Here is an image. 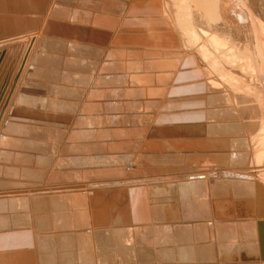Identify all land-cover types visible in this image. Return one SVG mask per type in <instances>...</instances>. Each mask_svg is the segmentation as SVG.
Listing matches in <instances>:
<instances>
[{"label":"crops","instance_id":"obj_1","mask_svg":"<svg viewBox=\"0 0 264 264\" xmlns=\"http://www.w3.org/2000/svg\"><path fill=\"white\" fill-rule=\"evenodd\" d=\"M163 5L0 0V41L33 37L0 82V264H264L251 181H184L239 138Z\"/></svg>","mask_w":264,"mask_h":264},{"label":"rangeland","instance_id":"obj_2","mask_svg":"<svg viewBox=\"0 0 264 264\" xmlns=\"http://www.w3.org/2000/svg\"><path fill=\"white\" fill-rule=\"evenodd\" d=\"M240 1L245 8L239 4L236 5V1L220 0L223 12H220V15L218 14L216 17H212V19L220 24L221 27L210 21L201 6L200 0H162L163 4H166L164 7L167 12L166 14L164 12V18H166L169 23L171 22L170 25L173 31L177 33L182 49H186L191 54V58L198 59L201 69L205 73L207 84L206 96L208 94L207 108L211 115L213 114L216 117L213 119L211 116L209 123L213 122V120L219 122V125H221L219 129L221 131H226V134L230 133L229 136L231 137L238 135L237 138L239 139L236 141L241 145V149L239 148L234 152L235 155L232 162L233 170H231L230 167L228 176L241 177L247 181H251L256 188L258 187L256 191L257 195H259L260 205L259 225L261 227L262 240L264 242V79L261 81L257 66L258 62L256 63L257 59L253 57V51L255 50H253L254 47L252 46L254 44H252L253 38L250 29L251 19L248 17V13L251 17L254 16L252 20L258 21L262 29L264 28V0ZM166 15H169L170 20ZM231 16H233V18H231ZM220 17L222 18L221 23H224L225 26V22L228 23L227 27L224 29L223 27L225 26L220 23ZM223 17H225V19H223ZM219 26L223 32L227 29L224 32L225 34L217 31V29L220 28ZM242 27L245 28V32L247 33L241 29ZM234 29H236V31ZM226 34L232 35L228 36ZM239 38H241V40ZM20 40L21 39H17L11 43L13 45L18 44L19 46L18 48L15 47V49L17 48L16 50L14 49L15 52H12L10 57H8L10 60L7 57L0 56V82L6 80L8 83L16 69L14 68L13 62L19 66V62L23 59L21 56H23L22 53H24L26 48L24 47V43L27 42V46L30 40L27 38L23 39L25 42ZM223 46L225 47L222 48ZM249 47L252 48L250 49ZM3 50H6L5 47L0 49V54L4 53ZM262 76L264 78V75ZM12 114L13 113H11V115ZM12 121V117L9 119L6 118L3 121L2 127L4 128L9 123H12ZM239 131H241V133ZM1 135L3 134H0V138ZM235 159L238 160L235 161ZM243 165H246V171H239L241 168L244 169ZM217 173L219 174L220 170L214 169L187 174L186 177L189 176L188 182L190 185H193L198 182L206 183L205 180L208 178L207 175L209 174L210 180L219 178ZM204 176L205 179H199L201 177L204 178Z\"/></svg>","mask_w":264,"mask_h":264},{"label":"bare ground","instance_id":"obj_3","mask_svg":"<svg viewBox=\"0 0 264 264\" xmlns=\"http://www.w3.org/2000/svg\"><path fill=\"white\" fill-rule=\"evenodd\" d=\"M232 2L233 1H236V5L237 4H239L240 6H243V3L240 1V0H231ZM185 3V2H184ZM195 3V2H194ZM200 3H201V6H202V8H203V10H204V12H206V14H207V16L209 17V19H210V21L211 22H213L215 25L216 24H218L214 19H212V17H216V16H218V14L220 13V12H223V10H222V8H221V3H220V0H200ZM235 5V6H236ZM163 6H166V4L165 5H163ZM179 6V5H178ZM223 7H224V4H223ZM244 7V6H243ZM245 8V7H244ZM164 10H165V7L163 8ZM247 11V10H246ZM165 12V14L167 13L166 12V10L164 11ZM182 12V11H181ZM203 12V11H202ZM248 12V11H247ZM164 14V13H163ZM204 14V13H203ZM247 14V13H246ZM255 14V13H254ZM178 15V14H177ZM220 15V14H219ZM224 15H225V12H224ZM235 15V14H234ZM167 17H169V15H166ZM236 16V15H235ZM234 16V17H235ZM165 17V16H164ZM248 17L251 19V26H250V29H251V36H252V38H253V43L252 44H254V45H252L254 48H253V50H255V51H253V54H254V56L253 57H255V59H257V61H256V63L258 62V64H257V66H258V69H259V77L261 78V81L264 79L263 78V76L262 75H264L263 74V72H264V28L262 29V27H261V24L258 22V21H256V20H252V17H254V16H250V14L248 13ZM181 18V17H180ZM219 18V17H218ZM231 18H233V16H231ZM231 18L229 17V19L231 20ZM166 19V18H165ZM212 19V20H211ZM217 19V18H216ZM221 17H220V23H221ZM223 19H225V17H223ZM255 19V18H254ZM167 20V19H166ZM169 20H170V17H169ZM219 20V19H218ZM225 21V20H224ZM219 22V21H218ZM171 23V22H170ZM214 24H213V26H214ZM221 24H223V26H225L224 25V23H221ZM225 24H226V26L225 27H223V29L224 28H226L227 27V24L228 23H226L225 22ZM211 25H212V23H211ZM210 25V26H211ZM218 25H220V24H218ZM221 26V25H220ZM219 26V27H220ZM247 26V25H246ZM216 27V26H215ZM218 27V28H219ZM222 27V26H221ZM221 27L219 28V29H217V28H215V29H217V31H220V32H222V33H224L227 29H225V31L223 32V31H221ZM228 27H229V25H228ZM231 27V26H230ZM231 28H233V27H231ZM230 29V28H229ZM239 29V28H238ZM237 29V30H238ZM244 32L246 31L245 30V28L244 27H242L241 28ZM241 29H239V30H241ZM230 30H233V29H230ZM235 31H236V29H234ZM241 30V31H242ZM240 31V32H241ZM248 31V30H247ZM231 32H233V31H231ZM228 33V32H227ZM230 33V32H229ZM235 33V32H234ZM233 33V34H234ZM238 33V32H237ZM241 33H243V32H241ZM245 33H247V32H245ZM250 33V32H249ZM225 34V33H224ZM223 34V35H224ZM226 35H228V34H226ZM230 35H232V34H229L228 36H230ZM236 35V34H235ZM245 35V34H244ZM234 36V35H233ZM209 37V36H208ZM232 37V36H231ZM244 37V36H243ZM32 38L33 37H27V39H29L30 41L32 40ZM229 38V37H228ZM235 38V37H234ZM21 40H23L24 38H20ZM232 39V38H231ZM240 40H241V38H239ZM239 39H237V40H239ZM242 39H244V38H242ZM261 39V40H260ZM14 40H17V39H7V40H5V41H2V42H0V49H2V48H4L5 47V49L6 50H3L4 51V53H2V54H0V56L1 57H10V55L12 54V52H15L14 51V49H15V47H17L18 48V44H16V45H13V44H11V43H13V41ZM20 40V41H21ZM225 41V40H224ZM234 41V40H233ZM245 41V40H244ZM23 42H25L24 40H23ZM27 43V42H26ZM26 43H24V47H26ZM30 43V42H29ZM28 43V44H29ZM225 43V42H224ZM217 44V43H216ZM246 44H248V43H246ZM214 45H215V43H214ZM218 45V44H217ZM216 45V46H217ZM221 45V44H220ZM225 46H223L222 48H224ZM16 48V49H17ZM22 48V47H21ZM20 48V49H21ZM212 48V47H211ZM250 48V47H249ZM252 48V47H251ZM250 48V49H251ZM15 49V50H16ZM221 49V48H220ZM230 49V48H229ZM9 50V51H8ZM22 50V49H21ZM20 50V51H21ZM222 50V49H221ZM228 50V49H227ZM248 50V49H247ZM225 52V51H224ZM229 52V51H228ZM227 52V53H228ZM238 52V51H237ZM1 53V52H0ZM28 53V52H27ZM223 53V52H222ZM247 53V52H246ZM245 53V54H246ZM217 54V53H216ZM224 54V53H223ZM233 54V53H232ZM243 54V53H242ZM239 55V54H238ZM229 56V55H228ZM12 57V56H11ZM224 57V56H223ZM241 57H242V55H241ZM9 59V58H8ZM14 59V58H13ZM247 59V58H246ZM251 59V58H250ZM254 59V58H253ZM10 60V59H9ZM15 60V59H14ZM18 60H19V58H18ZM17 60V61H18ZM23 60V59H22ZM112 61V60H111ZM220 61V60H219ZM19 62V61H18ZM17 62V63H18ZM22 62V61H21ZM233 62H234V60H233ZM249 62V61H248ZM20 63V62H19ZM239 63V62H238ZM246 64V63H245ZM8 65V64H7ZM103 66V65H102ZM242 66V65H241ZM250 66V65H249ZM23 67V66H22ZM15 68V67H14ZM21 69V68H20ZM244 69V68H243ZM249 69V68H248ZM245 70V69H244ZM0 72H1V69H0ZM21 81V80H20ZM263 82H264V80H263ZM102 96V95H101ZM108 96V95H107ZM120 102V101H119ZM102 103V102H101ZM112 106V105H111ZM213 124V123H212ZM11 125L12 124H8L7 126H5L6 128L8 127V129L11 127ZM234 127V126H233ZM233 130V129H232ZM241 130V129H240ZM242 131V130H241ZM241 131H239L240 133H241ZM238 132V133H239ZM236 140H233L232 141V144H231V147L233 148V151L235 152L237 149H239L240 147H241V145L240 144H238V141H236ZM243 146V145H242ZM235 149V150H234ZM241 149V148H240ZM241 159V158H240ZM236 160H238V159H235V161ZM233 164V163H232ZM231 165V164H230ZM129 170H131L132 168H128ZM219 171V170H218ZM204 175V174H203ZM210 175V174H209ZM209 175H207L208 176V178H206V180H205V182L206 183H210V182H212L213 180L211 179L210 180V178H209ZM217 175H219L218 177H220V176H228L229 175V171H225V172H221V174L219 173H217ZM238 175V174H237ZM197 176V175H196ZM198 176H202V175H198ZM189 177V176H188ZM188 177H186V178H184V181L185 182H187V183H189L188 182ZM199 179H205V176H204V178L203 177H201V178H199ZM191 182H197V181H191ZM258 188V187H257ZM256 188V189H257ZM257 193V192H256Z\"/></svg>","mask_w":264,"mask_h":264}]
</instances>
